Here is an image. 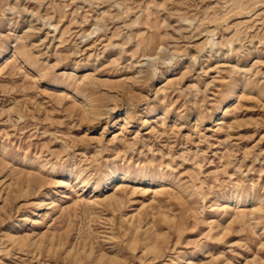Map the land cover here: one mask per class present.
Listing matches in <instances>:
<instances>
[{
  "label": "rangeland",
  "instance_id": "374dc122",
  "mask_svg": "<svg viewBox=\"0 0 264 264\" xmlns=\"http://www.w3.org/2000/svg\"><path fill=\"white\" fill-rule=\"evenodd\" d=\"M0 264H264V0H0Z\"/></svg>",
  "mask_w": 264,
  "mask_h": 264
},
{
  "label": "bare ground",
  "instance_id": "6f19581e",
  "mask_svg": "<svg viewBox=\"0 0 264 264\" xmlns=\"http://www.w3.org/2000/svg\"><path fill=\"white\" fill-rule=\"evenodd\" d=\"M118 177H119V173H115V174H113V175H111V176L108 177V181L109 180L110 181H113L114 179H116ZM225 201H226L225 200V197H221L220 200H219V202L216 205H214L213 207L215 209L221 208L223 206V204H224ZM234 202H237V200L236 201L234 200Z\"/></svg>",
  "mask_w": 264,
  "mask_h": 264
}]
</instances>
